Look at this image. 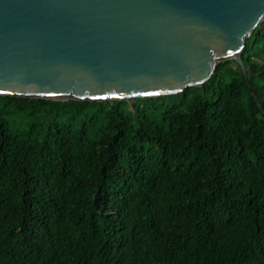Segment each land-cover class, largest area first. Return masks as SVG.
I'll return each instance as SVG.
<instances>
[{
	"label": "trees",
	"instance_id": "1",
	"mask_svg": "<svg viewBox=\"0 0 264 264\" xmlns=\"http://www.w3.org/2000/svg\"><path fill=\"white\" fill-rule=\"evenodd\" d=\"M242 58L161 96L0 95V264H264V19Z\"/></svg>",
	"mask_w": 264,
	"mask_h": 264
},
{
	"label": "water",
	"instance_id": "2",
	"mask_svg": "<svg viewBox=\"0 0 264 264\" xmlns=\"http://www.w3.org/2000/svg\"><path fill=\"white\" fill-rule=\"evenodd\" d=\"M264 0H0V95L115 100L244 68Z\"/></svg>",
	"mask_w": 264,
	"mask_h": 264
}]
</instances>
